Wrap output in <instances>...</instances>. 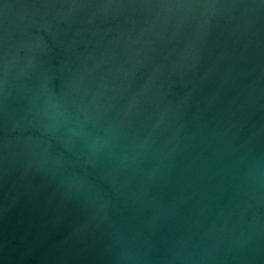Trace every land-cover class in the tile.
<instances>
[{
	"label": "water",
	"instance_id": "water-1",
	"mask_svg": "<svg viewBox=\"0 0 264 264\" xmlns=\"http://www.w3.org/2000/svg\"><path fill=\"white\" fill-rule=\"evenodd\" d=\"M0 264H264V0H0Z\"/></svg>",
	"mask_w": 264,
	"mask_h": 264
}]
</instances>
